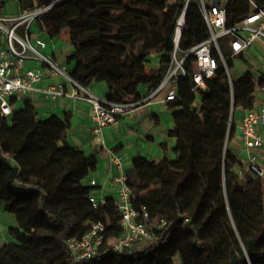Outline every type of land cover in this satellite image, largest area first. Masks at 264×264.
Returning <instances> with one entry per match:
<instances>
[{"label": "trees", "instance_id": "obj_1", "mask_svg": "<svg viewBox=\"0 0 264 264\" xmlns=\"http://www.w3.org/2000/svg\"><path fill=\"white\" fill-rule=\"evenodd\" d=\"M254 1L264 8V0ZM17 2L22 12L50 6L37 20L51 38L69 30L71 76L85 86L105 83L113 101L144 97L141 87L150 93L164 79L184 11L182 55L209 36L200 0ZM5 7L0 0V13ZM251 10L250 0H231L228 26ZM221 44L228 47L225 38ZM152 56L157 65L148 69ZM241 59L250 69L234 77L233 93L220 67L196 100L189 96L197 66L187 58V74L177 82L180 98L169 102L175 158L133 159L134 206L154 222L167 221L154 226L156 240L146 248L138 242L121 253L111 249L124 233L119 212L113 199L101 208L90 201L95 187L84 180L98 161L69 142L68 120H43L30 101L10 117L0 115V207L18 223L9 228L12 241L0 247V264H264V176L248 169L237 174L241 162L230 145L236 110L252 109L258 101L254 66ZM96 221L107 225L101 247L94 257L74 261L67 240Z\"/></svg>", "mask_w": 264, "mask_h": 264}, {"label": "built area", "instance_id": "obj_2", "mask_svg": "<svg viewBox=\"0 0 264 264\" xmlns=\"http://www.w3.org/2000/svg\"><path fill=\"white\" fill-rule=\"evenodd\" d=\"M250 2L251 12L235 26H228L227 5L222 2H212L208 5L206 0H200V8L208 26L209 36L182 55L179 42L185 24L183 13L177 22L175 47L164 79L148 96L139 99L126 98L120 101L102 98L88 86L76 81L65 66L61 67L44 52L48 45L45 39L36 37L32 40L30 38L31 24L50 6L24 11L14 16L0 13V115L10 117L14 112L15 103L34 90L36 82L43 80L44 73L41 69L27 66V61L30 59L48 67L53 76L60 77L63 82L74 86L73 91L68 92L63 83L51 84L42 92L49 99L67 96L88 102L91 107L90 117L96 123L95 132L97 134H101L104 127L116 124L119 117L127 116L142 106L153 102L154 104L160 102L168 104L179 99L177 82L187 74L185 61L189 57L194 58L197 66V71L193 76V92L197 93L196 100H198L200 89L207 88V81L216 74L220 67L226 69L233 93L234 75L229 60L236 63V60L241 59L242 56L246 58V54L258 41L264 44V8L259 7L254 0ZM22 30L25 32L22 33ZM223 38L227 40V53L221 44ZM255 71H257L255 75L258 80V91L261 92V101L254 108L246 111L239 123V134L242 151L247 154V169L263 177L264 68L255 67ZM261 78L263 82L259 83ZM164 93V98H161ZM111 160L120 172L115 178L118 184L115 205L124 233L112 240L110 245L113 251L121 253L138 242L153 243L156 237L152 229L154 226L167 225V221L154 222L147 210L136 209L133 204V189L129 183V176L124 170L122 156L112 152ZM87 183L95 189L98 185L96 179H90ZM90 201L95 208H101L107 204V199L100 198L96 191L90 194ZM106 229L107 225L104 221H96L90 224L85 233L69 238L67 245L74 261L79 262L94 257L103 243Z\"/></svg>", "mask_w": 264, "mask_h": 264}, {"label": "crops", "instance_id": "obj_3", "mask_svg": "<svg viewBox=\"0 0 264 264\" xmlns=\"http://www.w3.org/2000/svg\"><path fill=\"white\" fill-rule=\"evenodd\" d=\"M21 12L19 7V13ZM29 31L32 40L36 37L45 39L48 45L44 52L53 60L55 59L54 61L67 64L63 66L70 72L71 66L68 65L67 60L73 54L74 48L70 41L69 30L64 29L60 36L51 38L48 35V30L45 27H40L38 20H35ZM24 32L25 30H22V33ZM256 46L264 52L262 41H258L255 48ZM262 59L264 61V58ZM27 66L41 69L44 78L36 82L34 90L18 100L15 103L16 106L18 107V103L30 101L36 107L39 118L45 120L51 116H57L60 119L69 121L70 125L67 129L69 142L83 150L87 155H95L97 158V169L91 172L84 181L97 180L98 185L95 191L100 198L116 200L118 195V184L115 178L120 172L117 165L111 160L112 152L122 156L124 170L128 176L133 159L137 156L157 161L164 158L170 160L175 158L176 140L169 136V131L174 127L169 103L154 104L153 102L150 105L142 106L127 116L119 117L116 124L104 127L101 134H97L95 132L96 123L90 117L91 107L88 102L67 96L49 99L42 92L44 88L51 84L63 83L68 92H72L74 86L63 82L60 77L53 76L48 67L43 66L36 60H28ZM88 87L100 97L109 98V89L105 83H92ZM148 91L149 88L145 87L144 96H148L154 91V88L150 93ZM256 95L258 98L257 104H259L261 92L258 91ZM164 96L165 93L161 95V98H164ZM240 111L241 115L238 119L236 117V133L230 141V145L238 153L240 162L245 163L247 167V154L242 151L239 134V123L247 110L240 109ZM241 157L245 159H241ZM17 225L16 218L0 207V247L12 241L9 228Z\"/></svg>", "mask_w": 264, "mask_h": 264}, {"label": "rangeland", "instance_id": "obj_4", "mask_svg": "<svg viewBox=\"0 0 264 264\" xmlns=\"http://www.w3.org/2000/svg\"><path fill=\"white\" fill-rule=\"evenodd\" d=\"M6 2V7L3 9V13L5 15H9V16H14V15H17L19 14V5H18V2H16V0H3ZM207 1V4L209 5L210 3L214 2L215 0H206ZM231 0H221L222 3H224L225 5H228V3L230 2ZM21 29H19L20 31ZM224 51L227 53L228 52V49L226 47H224ZM264 56V52L256 46H253L249 52L246 54V58L248 60V62H251V64L254 66V72L255 74L257 75V71H255V67H262L264 68V61L262 58ZM55 60V59H54ZM61 67H63V65H67V64H63V63H60V62H57ZM261 63V64H260ZM156 65V60L154 61V56H152L151 58V63L150 65L148 66V69L151 67V66H155ZM250 69L249 65L244 62V60L242 59H237L236 60V63H235V66L232 68V72H233V75L236 79L240 78L242 76V74L246 71ZM158 86V84H156L154 86V89H156ZM139 92L144 95L145 94V88L144 87H141ZM191 97H195L197 98V93L193 92L191 96H189V98ZM24 103L25 102H21V103H18V109H20L22 106H24ZM17 107V106H15ZM241 115V111L240 109H237L236 110V117L238 119V117ZM235 117V118H236ZM232 140V139H231ZM241 159H245L244 157H241ZM247 169L246 167V164L245 163H238L237 166L235 167V171L237 174H239L240 176L245 172V170ZM156 187H152L151 189H154ZM150 189V190H151ZM151 243L146 241L144 243L141 244L142 248H146L150 245Z\"/></svg>", "mask_w": 264, "mask_h": 264}, {"label": "water", "instance_id": "obj_5", "mask_svg": "<svg viewBox=\"0 0 264 264\" xmlns=\"http://www.w3.org/2000/svg\"><path fill=\"white\" fill-rule=\"evenodd\" d=\"M183 16H184V19H186V11H184V14H183Z\"/></svg>", "mask_w": 264, "mask_h": 264}]
</instances>
